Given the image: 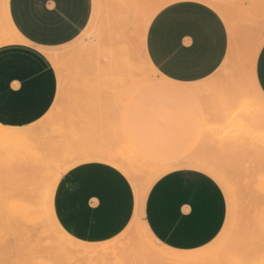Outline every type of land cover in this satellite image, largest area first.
I'll use <instances>...</instances> for the list:
<instances>
[{
	"label": "rangeland",
	"instance_id": "374dc122",
	"mask_svg": "<svg viewBox=\"0 0 264 264\" xmlns=\"http://www.w3.org/2000/svg\"><path fill=\"white\" fill-rule=\"evenodd\" d=\"M180 1L187 0H94V11L88 25L90 29L87 27L73 43L54 50L63 68L64 87L69 85V89L65 87L64 100L59 102L48 120L42 119V122L37 124L38 131L30 139L20 143L0 144V197L4 196L3 206L15 200L18 182H27L29 172L35 178L41 175L40 178L45 181L47 172L49 169L53 170L52 165L58 161L67 162L64 160L66 156L68 157L66 159H72L70 156H83L90 148H107L109 139L116 144L113 142V146L108 148L124 158L133 157L137 171L144 168V165H149L148 158L175 165L190 162L188 161L190 158L197 157L199 161L205 157L210 158L228 173L232 180V188L237 191L246 190L250 183L251 186L264 188V101L254 93L251 78L252 74L256 77L257 59L264 46V0L220 1L231 12L222 15L230 31L228 54L218 70L219 74L200 85L201 90L206 89V92L202 91L203 94L199 92L203 98L201 99L198 93L195 97L182 100L171 98L166 92L169 86H175L155 75L159 72L150 61L146 49L147 34L154 17L166 6ZM7 6L8 0H0V27L14 30L7 17ZM118 11L121 14L123 12V16ZM97 52L100 58H96ZM226 64L238 66V79H234L237 74H234L235 77L224 76ZM143 79L146 83L140 82ZM151 79L155 81H148ZM135 82H139L137 87L134 85ZM242 83L248 93L247 100L236 104L235 91ZM156 86L162 87V101L154 103ZM70 97L71 101H68ZM204 97L210 111L208 108L205 109L207 106H204L206 101ZM67 110L69 113H66ZM255 113L263 117L255 116ZM206 128L208 135L204 139ZM118 131L122 135H119ZM225 133L227 135L222 137ZM113 135L123 136L118 137L120 141L122 140L119 141L120 145L117 143L119 139ZM153 144L155 146L158 144L168 156L179 159L150 158L153 155L149 156L144 151ZM217 156L221 159H216ZM140 163L142 167H139ZM183 169L198 170L196 166ZM67 172L60 173L59 181ZM156 182L157 180L147 179L144 193L149 194ZM223 184L229 199L226 200V220L228 221L229 217V221L224 240L220 242L226 241L228 244L223 246L222 255L202 264H250V261L253 264H264V247L258 246L264 245L263 235H249L243 230V235L227 236L235 202L230 190L224 182ZM244 206L248 213L253 212L251 206L246 204ZM136 214V217H139L134 216L132 222L135 221L115 239H121L129 229L128 242L132 241L136 251L125 264H154L149 255L155 249L166 246L158 240H153L146 233L142 201L137 203ZM49 231L50 227L45 223L39 233L42 235L39 249L32 252V257L41 263L49 259L47 235H54ZM211 249L183 256L202 255L206 252L208 254ZM1 255L3 253H0ZM9 256L13 257L14 264H19V255L16 258L14 253H10ZM60 258L61 264H102V261L93 257L77 258L61 253ZM0 263L3 264V261Z\"/></svg>",
	"mask_w": 264,
	"mask_h": 264
},
{
	"label": "crops",
	"instance_id": "0c3cea01",
	"mask_svg": "<svg viewBox=\"0 0 264 264\" xmlns=\"http://www.w3.org/2000/svg\"><path fill=\"white\" fill-rule=\"evenodd\" d=\"M220 1L226 0L180 1L154 17L147 34V54L158 77L175 86L166 89L171 98L195 97L196 86L219 74L231 41L224 17L212 6L223 4ZM93 11L94 0H8L7 17L21 41L0 46V125L25 128L48 114L58 95L59 74L44 50L76 41ZM256 81L264 94V46L257 59ZM161 89L154 87V103L162 101ZM158 144L144 153L155 160L179 159L168 156ZM105 150L90 148L84 156ZM153 162L166 167L141 199L146 233L172 254L192 255L214 247L225 236L229 221V199L222 180L187 161L175 165ZM189 166L199 171L183 169ZM53 210L73 238L105 243L120 236L134 219L135 188L111 164L97 158L85 160L62 176Z\"/></svg>",
	"mask_w": 264,
	"mask_h": 264
},
{
	"label": "bare ground",
	"instance_id": "6f19581e",
	"mask_svg": "<svg viewBox=\"0 0 264 264\" xmlns=\"http://www.w3.org/2000/svg\"><path fill=\"white\" fill-rule=\"evenodd\" d=\"M163 5H164V3H163ZM112 6H115V5H112ZM212 6L216 10H218L222 15L223 14L224 15L225 14L226 15L231 14V12L228 11V9L226 8V6L224 4H212ZM97 8H98V6H97ZM149 8H151V7H149ZM143 12H144V10H143ZM118 13H120V12L118 11ZM122 14H123V12H122ZM124 17H125V15H124ZM149 21H151V20L149 19ZM119 25H120V22H119ZM89 29H87V30H89ZM117 40H118V38H117ZM18 41H21V37L15 29L14 30H12V29L6 30L4 28L1 29V27H0V46L5 45V44H9V43L18 42ZM122 47H124V46H122ZM98 48H100V47H98ZM44 52L50 58V60L54 64V66H55V68L59 74V91H58L56 101L54 103L55 105L52 107L50 113L47 114L43 118V120H48V118L50 117L52 112L56 109L59 102L64 100V90H65V87H68V89H69V85L64 87L65 81H64V76L62 74L63 68H61V66H60L58 54L56 52H54V50H44ZM98 54H99L98 52H97V55L95 54L96 58L101 57V56H98ZM99 58L97 60H99ZM94 60L96 61V59H94ZM74 66H75V63H74ZM81 66H83V65H81ZM73 68H72V70H73ZM238 69H239L238 66L235 67V66L227 65L225 70H224L225 71L224 76L225 77H232V76L235 77L234 74L239 73ZM80 75H81V73H80ZM155 75L159 76V73H155ZM238 77L239 76L237 74V77H235L234 79H236V78L238 79ZM251 78H252V82H253L254 93L257 94V96L264 101V94L262 93V91L260 90V88L257 84L255 75L252 74ZM142 81L145 82V79L141 80L140 82L142 83ZM148 81H155V80L151 79ZM234 82H235V80H234ZM135 83L136 84H134V85H136V87H137V83H139V82H135ZM237 83H240V82L237 81ZM71 86H72V84H71ZM140 86H142V84ZM199 87L200 86L198 85L195 87V89H193L194 92L196 93V95L199 92L202 93L203 90L206 92V89L203 88V90H201ZM238 88L239 89L237 91H235V92H237V94L235 95L236 104L238 102H241L244 100L246 101L247 100L246 96L248 94L247 91L245 90L244 86H243V83H242V85L238 86ZM68 89H66V90H68ZM70 89H72V88H70ZM136 89H138V88H136ZM232 89H233V87H232ZM202 94L199 93V96L201 95L200 98L202 97ZM127 95H128V92H127L126 96ZM67 98H68V96H67ZM205 100H206V98H205ZM68 101H71V97ZM68 101H66V102L68 103ZM206 102H207V100L204 101V103H205L204 106H207L205 109L208 108V111H210V109H209L210 106ZM66 113H69L68 110L66 111ZM254 115L263 117L259 113H255ZM41 120L38 121L37 123H35L29 127H25V128H11V127H4V126L0 125V144L1 143H16V142L20 143V142L27 141L28 139H30L32 137L33 134H35L38 131L39 127H37L38 126L37 124H40L42 122ZM206 130H207V128H206ZM113 132L115 133V131H113ZM205 133H206V135H204V139L208 135V130ZM119 135H122V134L120 133ZM226 135H227V133L222 135V137H224ZM109 137L111 138L110 135H109ZM114 137L118 138L120 136H114ZM120 138H123V136H121ZM120 138H118L119 139L117 142L118 144H119ZM124 140H125V138H124ZM109 141H108L109 144H107L108 146H107L104 154L97 153V154L91 155V156L90 155H88V156L83 155V156H79V157L70 156V157H72V159H66L68 157L66 156V158H64V155H62L61 157L64 158V160H66L67 162H64L62 160V162L58 161L57 163L52 165L53 170L49 169V171L47 172L48 175H47V178L45 181H43L40 178L41 175H38L35 178L34 176L32 177L31 172H29L27 174V180H28L27 182H23V181L18 182L17 192L15 194L16 198L14 201L12 200L11 203L3 206V204H2L3 200L2 199L4 198V196L2 195V197H0L1 198L0 204L2 205V206L0 205L2 208L0 210V253L1 254L3 253V255H1L2 257L4 256L2 260L0 259L1 260L0 262L3 261V264H14L13 263V257L9 256L10 253H14L16 258L19 255V264H61V260H60L61 259L60 258L61 253L68 254V255H71V256L77 257V258H79V257H82V258L91 257L92 258L93 257V258H96V259L102 261V264H125V262H126V260H128V258L130 260V257H133V255H135L134 254V251H136L135 246L132 245V241L128 242V236H130V235H128L129 231H130L129 229L127 230L128 233H124V235L121 236V239H119L120 241L114 239V241L112 240V241L106 242V243H99V244H97V243L96 244L95 243L94 244L93 243H86V242H82V241H79L75 238L70 237L69 234H67L66 231L58 223V221L55 217V214H54V210H53V196H54L55 189H56V186H57L59 178H60V173L61 172L64 173V172L71 170L72 168L76 167L77 165L83 163L85 160H89V159L91 160V159H96V158L103 160L106 163L111 164L112 166L118 168L121 172H123L132 182V184L135 188L136 197H138L137 200L140 199V201H141L143 194H144L145 181L147 179H153L154 177H156L162 171V169L164 167H166V165H161V164H158V163H155L153 161L148 160V162H150L149 165H147V166L144 165V168H143L141 166V163H140L139 167H142L143 169L139 168V171H137L135 169L136 163L134 162L135 164H133V157L131 158V156H130V159H127V156H125L126 158H124L122 155H119L117 152H112L108 147L113 146L114 141H111L110 139H109ZM110 143L112 145H110ZM122 143H124V141ZM122 143H121V145H122ZM114 144H116V143L114 142ZM116 147H118V145ZM116 147H115V149L118 150L119 147L118 148H116ZM256 152H258V151H256ZM198 159L199 158L194 157V158H190L188 161H190V163H194V164L203 166V167L207 168L208 170H210L211 172H213L216 176H218L226 184V186L230 190L232 197L234 199L235 209L233 212V217H232L231 225H230L229 231L227 233V236L228 235L229 236L230 235H240V234L243 235V233H244L243 230H245L246 231L245 233H248L249 235H263L264 236V188L256 187L255 185H253V186H255V187H253V186H251L252 183H250L249 188H247L246 190L237 191L236 189L232 188V186H233L232 180L229 177L228 173L226 171H224V169L222 167H220L215 162L211 161L210 158L207 159V158L203 157L199 161H198ZM216 159H221V157L217 156ZM69 160H71V161H69ZM142 160H144L143 157H142ZM35 173L37 174L38 171H35ZM35 173H32V174L34 175ZM18 195H19V198H17ZM20 197H22V198H20ZM17 201H19L20 203H17ZM140 201L139 202L137 201V203L139 204ZM244 204L251 206L253 212L248 213L247 209H245ZM259 207H260V210H259ZM136 215H135V217H136ZM137 217H139V216H137ZM45 223L50 227L49 233L54 234V235H47L49 237V243L48 244L50 247V249H49L50 252H48L49 253V259L46 261H43L41 263L38 259H34V257H32V252L34 250L39 249L38 247L40 246V239L42 238L41 237L42 235H39V233H40L41 227H44ZM240 229H242V230H240ZM2 232H3V234H2ZM8 234H10V236ZM227 236L225 239H227ZM223 240H222V242H223ZM222 242H220V244L215 246L213 249L209 250L210 253L208 252V254L206 252L202 255L200 254V255H195V256H183V255L172 254V253L166 252L162 249H157V250L155 249L154 251H152V249H151L152 253H151V255H149L151 257L150 258L145 257V258L151 259V261L154 262V264H202V263L209 261L212 258L215 259L216 257H219L220 255L223 254L222 248L224 245H227L228 243L226 241L224 243H222ZM247 242H248V240H247ZM251 243H254L255 245L257 244V242H251ZM258 246L264 247V245L260 246V244ZM258 246L256 248H258ZM149 247H150V245H149ZM146 256H148V255H146ZM141 262L143 263V261H141ZM250 264H253V262L250 261Z\"/></svg>",
	"mask_w": 264,
	"mask_h": 264
}]
</instances>
